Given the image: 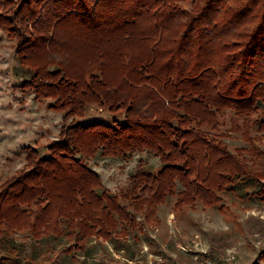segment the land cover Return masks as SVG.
I'll list each match as a JSON object with an SVG mask.
<instances>
[{
  "label": "trees",
  "instance_id": "trees-1",
  "mask_svg": "<svg viewBox=\"0 0 264 264\" xmlns=\"http://www.w3.org/2000/svg\"><path fill=\"white\" fill-rule=\"evenodd\" d=\"M73 1L0 0V27L18 39L16 54L24 60L34 58L32 50L40 43L39 33L47 23L41 18L42 27L37 21L31 26L40 12L51 18L83 12L81 23L87 29L94 25L93 17L103 16V25L112 28L96 36L86 32L90 44L99 47L108 40L123 44L136 40L143 47L132 68L138 73L137 81L157 82L159 92L144 100L139 90L108 88L109 98L104 101L111 107L131 102L126 121L72 123L65 138L51 146V154L40 158L38 151H30L27 161L32 170L0 182V264H60L65 257L76 264L81 253L91 255L95 240L125 251L128 264H143L139 244L147 225L155 223L158 205L176 195L179 210L198 202L214 207L220 201L217 191L235 188L238 179L249 176L226 149L217 152L200 125L193 129L188 125L204 119L211 123L227 107L241 113L242 104L248 111L264 107V0L228 6V0H206L197 14L178 8L180 0H77V5ZM41 2L45 8L36 11ZM85 8L86 12L80 11ZM221 16L233 20L226 31L219 30L225 21H220ZM233 36L239 39L230 43L238 48L234 53L227 51ZM98 56L106 54L100 51ZM19 62L27 74L35 73H25L18 87L35 91L37 97L56 98L57 108L72 105L66 119L85 105L83 92L91 90L101 96V87L107 83L95 77L87 85L94 87L80 88L78 80L60 64L49 72L46 67L41 71ZM148 100L154 105L150 114ZM131 113L138 114L137 118ZM76 131H93L82 139L89 140L86 151ZM146 151L160 158V170L138 169L119 194L107 190L99 174L83 160L100 154L128 159ZM50 181H65L66 191L54 190Z\"/></svg>",
  "mask_w": 264,
  "mask_h": 264
},
{
  "label": "rangeland",
  "instance_id": "rangeland-1",
  "mask_svg": "<svg viewBox=\"0 0 264 264\" xmlns=\"http://www.w3.org/2000/svg\"><path fill=\"white\" fill-rule=\"evenodd\" d=\"M247 1L228 0L226 6ZM73 2V5L78 3L77 0ZM205 2L180 0L176 6L190 14H197ZM43 8L45 3L41 2L34 9L41 11ZM86 8L80 11L86 12ZM82 13L79 16L66 15L60 18H51L41 12L37 14L33 23L30 22L31 26L34 21L40 25L41 18L42 21L47 20V23L43 32L39 33L40 43L32 50V60H24L23 55L16 54L20 46L18 39L9 37L8 30L0 27V182L32 170L33 166L27 161L30 151H38L40 158L48 156L51 154V146L65 138L64 132L72 123L101 120L114 124L118 120L126 121L131 102L122 107H111L104 101L109 98L108 88L112 90L118 87L122 92L139 90L144 100L158 95V83L137 81L138 73L132 69L135 57L142 54L143 47L136 40L129 44L108 40L100 43L102 45L99 47L92 46L86 32L90 31L88 34L96 36L112 27L103 25V16L97 15L92 18L94 25L87 29L81 23L85 17ZM219 19L222 21L224 18L221 16ZM224 20L219 28L221 31H226L233 24L230 16ZM241 30L242 27L233 33L237 34ZM228 40L232 44L239 39L233 36ZM231 44L227 51L238 52V48ZM100 51L106 56L100 58ZM116 51H122L124 55L120 57ZM20 59L30 64V67L41 68V71H53L60 64L78 80L80 88L93 83L95 77L104 83L107 81L108 85L106 83L105 87H101V96L96 92L91 94V90L90 93L83 92L85 105L66 119L72 105L57 108L56 98L37 97L35 91L18 87L26 75L32 76L35 73V70H31L27 74L20 67ZM51 59L61 61L54 63L50 62ZM95 89L98 91V83ZM241 106L242 113L227 107L211 123L210 120L206 123L204 119L202 123L198 121L188 127L193 129L200 125L199 129L214 141L217 152L226 149L249 176L238 179L239 184L235 188L231 186L228 191H217L220 201L214 207L198 202L195 206H184L179 210L175 208L176 195L170 196L168 203L158 205L155 223L147 225L145 236L141 237L142 243L139 244V250L145 258L143 264H264V107L248 111L246 104ZM153 107L152 100H148V114ZM142 111L138 112L142 114ZM137 115L131 113L133 119ZM76 132L81 148L86 151L89 140L82 139L93 131ZM76 156L82 157L79 153ZM83 160L92 171L99 174L101 183L112 194H119L131 184L132 175L138 169L146 166L144 168L158 173L162 165L158 156L147 151L136 152L128 159L105 158L100 154ZM64 182L50 181V184L54 190L65 192L67 186ZM225 184L229 185L228 182ZM23 205L24 209L27 208L25 202ZM92 245L96 247L91 255L86 257L81 253L76 264H128L126 252L116 250L112 243L95 240ZM60 264H70V260L65 257Z\"/></svg>",
  "mask_w": 264,
  "mask_h": 264
},
{
  "label": "built area",
  "instance_id": "built-area-1",
  "mask_svg": "<svg viewBox=\"0 0 264 264\" xmlns=\"http://www.w3.org/2000/svg\"><path fill=\"white\" fill-rule=\"evenodd\" d=\"M202 264H213V263H211V262H208V263H202Z\"/></svg>",
  "mask_w": 264,
  "mask_h": 264
}]
</instances>
